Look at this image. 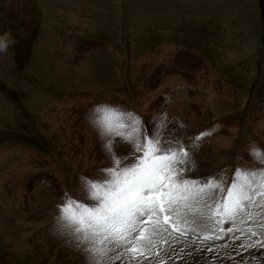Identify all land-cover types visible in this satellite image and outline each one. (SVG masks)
I'll list each match as a JSON object with an SVG mask.
<instances>
[{"label":"rangeland","instance_id":"1","mask_svg":"<svg viewBox=\"0 0 264 264\" xmlns=\"http://www.w3.org/2000/svg\"><path fill=\"white\" fill-rule=\"evenodd\" d=\"M172 12L188 15L179 23L171 17ZM192 12L208 15L196 24ZM225 22L230 25V34L222 29ZM247 38L253 42L250 48L255 57L243 62L247 53L240 57L243 49L238 41ZM224 41L239 61L222 64L223 57L214 52V43ZM0 42L6 45L0 51V264H89L73 232L59 226L61 213L51 199H58L57 192L69 188L77 198L94 204L84 195L82 181L72 173L97 180L102 179L98 170L113 166L105 149L111 137H103L94 123L100 115L99 104L109 97L103 87L104 74L107 77L116 72V86L106 89L133 93L143 122H147L145 129L151 125L159 141L174 143L188 135L179 130L175 133L168 119L172 96L183 94L180 86L183 82L190 86L187 82L192 80L193 100L187 104L198 114L191 118L180 116L181 112L175 122L186 117L191 123L217 127L221 120L225 123L233 117L231 123L236 126L230 128L236 130L231 143L215 149L214 143L208 142L204 148L192 149L203 173H212L227 157L238 153L243 166L258 168L242 143L244 132L251 131L264 144V0H0ZM166 46L173 50L176 61L168 56ZM94 50L113 61L103 63ZM160 50L165 51L157 52ZM217 50L224 53L223 47ZM118 55L123 57L121 63L115 59ZM209 81L224 82L220 94L227 89L236 95L247 92L250 108L243 113L237 108L232 114H211L203 107L208 106L204 84ZM221 99L234 100L230 95ZM58 100H63L64 106L54 102ZM28 149L41 150L58 161L60 186L51 185L46 191L38 185V155ZM114 149L126 157V164L134 162L131 145L117 140ZM235 237L229 238L218 257L179 241L175 253L180 252V258L177 256L173 264L199 259V264H230V259L232 264H262L264 253L254 247L247 248L252 252L246 251L241 246L246 244L243 238ZM182 246L186 248L183 256ZM173 249L165 246L164 252ZM152 257L144 260L125 255L122 262L114 264H157L163 260Z\"/></svg>","mask_w":264,"mask_h":264},{"label":"snow or ice","instance_id":"2","mask_svg":"<svg viewBox=\"0 0 264 264\" xmlns=\"http://www.w3.org/2000/svg\"><path fill=\"white\" fill-rule=\"evenodd\" d=\"M97 111L100 115L94 123L103 137H111L105 149L113 166L98 170L102 179L82 178L84 195L94 206L69 198L61 206L58 222L73 232L89 264H114L122 262L125 255L148 260L150 255L154 258L164 252L160 245L171 247L189 233H202L197 236L201 243L222 239L220 224L238 218L243 223L244 217L254 221L258 213L249 209L264 210V168H237L227 185L223 178L205 175L199 169L190 148L200 147L198 142L205 133L191 146L161 142L153 127L145 129L133 113L108 107ZM117 140L132 146L134 162L126 164V157L117 154ZM252 156L264 163V152L253 151ZM260 227L264 228V223ZM233 231L240 229H227ZM247 231L251 242L242 247L261 243L259 237L264 233L252 228ZM168 259L165 253L158 264H167Z\"/></svg>","mask_w":264,"mask_h":264},{"label":"crops","instance_id":"3","mask_svg":"<svg viewBox=\"0 0 264 264\" xmlns=\"http://www.w3.org/2000/svg\"><path fill=\"white\" fill-rule=\"evenodd\" d=\"M27 10H25V12H26ZM176 11V10H175ZM118 13H120V9H119V11H118ZM193 13V12H192ZM27 14H28V12H27ZM185 14V15H184ZM183 15H180V14H178V13H175V12H172L171 13V17H175V19H178L179 20V23L181 22L180 21V19L182 18V16H186V15H188L187 13H184ZM193 14H195V13H193ZM193 14H191L192 15V18L194 19V23H196V24H200V20H201V18L202 17H207V15L208 14H204V15H199V14H195V15H193ZM177 16V17H176ZM119 17V16H118ZM195 17V18H194ZM218 18V17H217ZM184 21V20H183ZM192 21V19L189 21V22H191ZM224 22V21H223ZM178 22L176 23L177 25L179 24ZM184 25H187V23L184 21V22H182ZM174 24V23H173ZM216 25H218L217 23H215ZM224 25H225V28H222V29H225L226 30V32H227V34H230V31H227V29H228V26H230V25H228L226 22L225 23H223ZM172 25V24H171ZM219 26V25H218ZM175 27H174V25H172V29H174ZM108 29V28H107ZM171 28H170V33H172V30ZM190 29V28H189ZM199 32V31H198ZM166 34H169L168 33V31H167V33ZM223 41V40H222ZM232 42H234V40H231ZM225 42V44H223V42H215L214 43V45L216 46L215 48L216 49H214V52H216V55H219V56H221V57H223V58H221L222 59V64L223 65H225V64H233L232 63V60H233V62H236V61H239V60H236V59H238V56L235 54V52L233 51V50H231V49H229V44L227 43V41H224ZM239 42V44H241V47H242V49H245V51L244 50H241V55H240V57L242 58L243 56H245V54L247 53V61H243V62H248L249 60H251V59H253L255 56H254V54H253V50L250 48V45H251V47L253 46V42L249 39V38H247V39H245V40H239L238 41ZM228 46V48H226ZM247 46V47H246ZM168 46H166V47H164V48H167ZM180 47H182V46H180ZM222 47L224 48V53L222 54V53H220V51H218L217 50V48L219 49V50H222ZM168 49V53H170V55H168L170 58H171V56H173V59H174V55H173V50H171V48L170 47H168L167 48ZM216 50V51H215ZM165 50H160V51H157V52H164ZM113 52V51H112ZM94 53L95 54H99L100 56H102L103 54H100V52L99 51H95L94 50ZM220 53V54H219ZM111 54V53H110ZM110 57H112L111 55H110ZM102 58H103V63H106L107 64V62H112L113 61V59H108V58H105L104 56H102ZM114 58V57H113ZM121 58H123L122 56H120V55H118V57L117 58H115L116 59V61L117 62H119V63H121ZM260 58V57H259ZM178 59V58H177ZM219 59H220V57H219ZM100 61V60H99ZM174 61H176L175 59L173 60V62ZM221 61V60H220ZM172 62V63H173ZM180 63L181 62H183V60H180L179 61ZM243 62H241L244 66L246 65L245 63H243ZM174 64V63H173ZM106 68H108V66L106 67ZM110 68V67H109ZM120 70L118 69L117 70V74H119L120 72H119ZM105 72V71H104ZM103 72V73H104ZM115 72V71H114ZM186 72V71H185ZM192 72V71H191ZM105 73H107V72H105ZM112 73V71L110 70V74ZM116 73V72H115ZM115 73L114 74H112V76L114 75V78L111 76V75H108L107 77H106V75L104 74V76H105V79L106 80H102V81H104V83H105V85H104V83H103V87H104V90L109 94V97H107L108 98V100H106V101H104V102H109V100H114V96H113V93H111L110 94V92H113V90H118V89H116V88H110V87H108V89H106V87L107 86H111V87H113V86H116V85H114V83L116 84V75H115ZM201 73V72H200ZM232 74L234 75V73L232 72ZM232 75V76H233ZM98 77V76H97ZM98 79L99 80H101V79H103L102 77H101V79L98 77ZM183 79V78H182ZM125 80V83L126 84H128V81L126 80V79H124ZM184 81V80H183ZM198 81V80H197ZM101 82V81H100ZM113 82V83H112ZM215 82V81H214ZM141 84L143 83V82H140ZM188 83V85H190V86H186L185 84H184V82H183V84L181 85V86H185L186 88H188L189 90H192V86L193 85H191V83H193L192 82V80L191 81H188L187 82ZM186 83V84H187ZM221 83H224V82H221ZM221 83H220V85H218V88H217V90H214L212 87H208V88H206V86H207V84H209L208 82L207 83H205L204 84V87L206 88L205 90H204V92H208L207 94H208V96H207V103H208V106L206 105V104H204V109H206V107H207V110L211 113V114H216V115H221L222 116V114L223 113H227L228 112V114H232V113H234L235 111H237V110H235V109H237L238 108V111H240V110H244V109H246L247 108V106H246V102H247V100L249 99V97H248V94H247V92H245V93H239V94H233V92L231 93V91L230 90H228L227 89V91H225L224 92V94H220L219 93V89H220V86H221ZM102 84V83H101ZM120 84V83H119ZM148 85V84H147ZM198 85H201V84H198ZM127 86H129V85H127ZM150 86V85H149ZM181 86H180V88H181ZM209 86V85H208ZM145 87V86H144ZM229 89H230V87H229ZM181 90V89H180ZM182 91V90H181ZM183 92V94L185 95H183L180 91H179V93H181L180 95H173L172 96V98H173V101L171 102V112H172V114L169 116V121L173 124V126H174V128H175V133L179 130V132L180 133H182V132H185V134H188V130L187 129H185V126H179V124L178 123H176L175 122V116L176 115H178L179 113H181V112H184V113H182V114H180V116H191L192 114H198V112L195 110H192L191 108H189V106H188V104H187V102H189V99H188V97H187V95L184 93V91H182ZM177 93H178V91H177ZM190 93V92H189ZM192 93H194V91L192 92ZM191 93V94H192ZM110 95H111V97H110ZM226 95H230L232 98H234V100L235 101H237V102H234V100H228L227 102H225V101H223V99H221V98H224ZM239 97V98H238ZM131 98H132V100L134 101V103L137 105V107H138V102L136 101V99H135V96H133V93H131ZM187 98V99H186ZM220 98V99H219ZM188 100V101H187ZM191 100H193L192 99V97H191ZM191 100H190V102H191ZM221 101H222V103H221ZM241 101V102H240ZM55 103H57V104H59V106H64V101L63 100H58V102L57 101H54ZM194 102H197V104L199 105V107L202 105L201 103H203V102H201L200 100H195ZM225 104H224V103ZM232 104H231V103ZM204 103H205V101H204ZM234 104V105H233ZM236 104V105H235ZM220 105V106H219ZM231 105H233V106H231ZM235 106H236V108H235ZM239 106V107H238ZM174 107V108H173ZM230 107H232V108H230ZM244 107H246V108H244ZM138 109H139V107H138ZM180 109V110H179ZM231 109V110H230ZM233 109V110H232ZM194 111V112H193ZM201 111H202V109H201ZM201 111H200V113H201ZM229 111H231V112H229ZM191 112V113H190ZM141 114V113H140ZM191 118H193L192 116H191ZM218 118V117H217ZM182 120H185V122H184V124L185 125H188L189 127H193V126H196V125H198V124H195V123H191L186 117L184 118L183 117V119ZM215 120V119H214ZM173 121V122H172ZM189 121V122H188ZM203 121H204V119H203ZM186 123H188V124H186ZM198 123H201V122H198ZM190 124V125H189ZM199 125H202V126H204V124H199ZM182 127H184V129L182 128ZM229 130V129H228ZM233 132H234V135H235V132H236V130H229L228 132H227V134H221V133H219L218 131H215V134H213V135H215V136H213L214 138H212V140L210 141V143L212 142V143H214V146H216V145H218L219 146V144H220V146L222 147L224 144H221V141H223L224 143H226L227 144V142H225V138H227V140H228V143H229V140H230V143L232 142L231 140L232 139H229V138H231L232 137V134H233ZM221 136V137H220ZM222 138V139H221ZM224 138V139H223ZM217 141V142H216ZM217 146V148H219Z\"/></svg>","mask_w":264,"mask_h":264},{"label":"bare ground","instance_id":"4","mask_svg":"<svg viewBox=\"0 0 264 264\" xmlns=\"http://www.w3.org/2000/svg\"><path fill=\"white\" fill-rule=\"evenodd\" d=\"M247 47V46H246ZM244 51H245V49H243ZM220 99V98H219ZM229 100V99H228ZM231 100V99H230ZM251 100H252V98H251ZM112 101H115V98H114V100H110L109 102H112ZM241 102V101H240ZM263 102V101H262ZM221 103H222V101H221ZM224 103V102H223ZM231 103V102H230ZM261 103V102H260ZM264 103V102H263ZM232 104V103H231ZM234 105V104H233ZM233 105H231V106H233ZM248 105V106H247ZM262 105H264V104H262ZM220 106V105H219ZM246 106H247V110L250 108L249 106H250V104L248 103V100H247V102H246ZM239 107V106H238ZM230 108H232V107H230ZM246 109H244L241 113H243ZM180 110V109H179ZM231 110V109H230ZM233 110V109H232ZM229 112H231V111H229ZM191 113V112H190ZM239 118H240V116H239ZM183 119V118H182ZM180 120V123H182L181 122V119H179ZM182 121H184V120H182ZM214 122H215V120H213ZM246 121L248 122L249 120L248 119H246ZM173 122V121H172ZM231 122H234V118L233 117H231L230 118V125L229 126H227V127H224V123H223V121L221 120L220 122H218V125H217V127H216V124H214V127H213V129H214V132L215 131H218V130H223L222 132H221V134H227V130L228 129H230V128H236V126H234V125H232V123ZM186 124H188V123H186ZM260 124V123H259ZM190 125V124H189ZM244 125H245V123H244ZM200 126H202V125H196V126H193V127H187V130H188V134H192L193 132H191V131H193V130H195V129H197V128H199ZM213 126V125H212ZM261 127V126H260ZM224 128V129H223ZM213 136H215V135H213ZM221 137V136H220ZM214 138V137H213ZM228 138V137H227ZM227 138H225L226 139V141L225 142H228L227 141ZM222 139V138H221ZM224 139V138H223ZM229 139H231V138H229ZM212 140V139H211ZM203 141H205V140H203ZM231 141H233V140H231ZM217 142V141H216ZM87 143V142H86ZM210 143V142H209ZM212 143V142H211ZM229 143H230V140H229ZM207 144V143H206ZM221 144H226V143H224L223 141H221ZM236 144H237V146H239V148H240V142L239 141H237L236 142ZM87 146V145H86ZM217 146L218 145H216V146H214L215 147V149L217 148ZM219 147V146H218ZM220 148V147H219ZM218 148V149H219ZM229 148H230V146H229ZM236 148V147H235ZM238 148V147H237ZM207 149V148H206ZM233 149V148H232ZM221 150V149H220ZM241 150V149H240ZM239 150V151H240ZM238 152V151H237ZM227 154V153H226ZM224 155V154H223ZM230 156V155H229ZM198 158V157H197ZM202 160V159H201ZM208 161V160H207ZM197 162V161H196ZM197 164H198V167H199V169L200 170H202V168L203 167H201V165H202V163L199 161V162H197ZM26 186V185H25ZM37 192V191H36ZM59 217V216H58ZM234 240V239H233ZM239 243V242H238ZM241 243V242H240ZM247 243V242H246ZM178 244L179 243H172L171 244V247L172 248H177V246H178ZM234 245V244H233ZM227 246V245H226ZM230 246V245H229ZM242 246V245H241ZM181 247V246H180ZM183 247V246H182ZM234 247H236V243H235V246ZM233 247V248H234ZM58 248V247H57ZM243 248V247H242ZM242 248H240V249H242ZM228 249V248H227ZM174 250V249H173ZM224 250V249H223ZM236 250V249H235ZM251 251L250 249H246V251ZM230 251H232V249H230ZM234 251V250H233ZM245 251V252H246ZM224 253H225V251H223ZM252 252V251H251ZM255 252V251H254ZM167 254L169 253V251L168 252H166ZM180 253V252H179ZM179 253L177 254V256L179 257ZM204 253V252H203ZM207 253V252H206ZM227 253V252H226ZM232 253V252H231ZM235 253V252H234ZM240 253V252H239ZM222 254V253H221ZM242 254L243 253H241V256H242ZM169 255V254H168ZM184 254L182 253V256H183ZM198 255V254H197ZM200 255V254H199ZM233 255V254H232ZM176 256V257H177ZM181 256V255H180ZM205 256V255H204ZM247 256V255H246ZM195 257H197L196 256V254H195ZM199 257V256H198ZM201 257V256H200ZM221 257V256H220ZM239 257H240V255H239ZM153 258V257H152ZM180 258V257H179ZM185 258V257H184ZM183 258V259H184ZM222 258V257H221ZM243 258V257H242ZM247 258H248V256H247ZM178 259V258H177ZM188 259V258H187ZM206 259H208L207 257H206ZM205 258L203 259V260H206ZM218 259V258H217ZM229 259V258H228ZM200 260V259H199ZM209 260V259H208ZM210 260H211V258H210ZM180 261V260H179ZM188 261H190V260H188ZM228 261V260H227ZM184 262V261H183ZM204 262V261H203ZM211 262V261H210ZM230 264H232V262L233 261H231V259H230V261H228ZM186 263H189V262H186ZM191 263V262H190ZM245 262H243V264H244ZM178 264H180V263H178ZM181 264H182V262H181ZM185 264V263H184ZM220 264V263H219ZM242 264V263H241Z\"/></svg>","mask_w":264,"mask_h":264},{"label":"built area","instance_id":"5","mask_svg":"<svg viewBox=\"0 0 264 264\" xmlns=\"http://www.w3.org/2000/svg\"><path fill=\"white\" fill-rule=\"evenodd\" d=\"M212 82H214V81H209L208 82L209 84H207V88L210 87L208 85H210ZM213 89L214 90H217V88H213ZM172 251H175V250H172ZM199 262H200V260H195L193 263H190V264H199ZM185 264H188V263H185Z\"/></svg>","mask_w":264,"mask_h":264},{"label":"clouds","instance_id":"6","mask_svg":"<svg viewBox=\"0 0 264 264\" xmlns=\"http://www.w3.org/2000/svg\"><path fill=\"white\" fill-rule=\"evenodd\" d=\"M6 49V45L0 42V51H4Z\"/></svg>","mask_w":264,"mask_h":264}]
</instances>
